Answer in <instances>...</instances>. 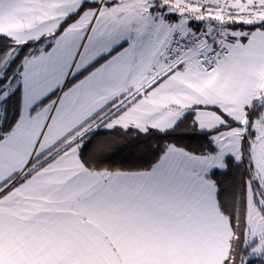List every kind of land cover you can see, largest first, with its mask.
<instances>
[{"label": "snow or ice", "instance_id": "snow-or-ice-1", "mask_svg": "<svg viewBox=\"0 0 264 264\" xmlns=\"http://www.w3.org/2000/svg\"><path fill=\"white\" fill-rule=\"evenodd\" d=\"M0 264H264V0H0Z\"/></svg>", "mask_w": 264, "mask_h": 264}]
</instances>
